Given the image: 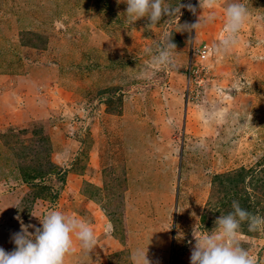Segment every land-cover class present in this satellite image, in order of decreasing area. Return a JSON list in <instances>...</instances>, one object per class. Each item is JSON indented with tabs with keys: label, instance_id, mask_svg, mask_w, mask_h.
Here are the masks:
<instances>
[{
	"label": "rangeland",
	"instance_id": "374dc122",
	"mask_svg": "<svg viewBox=\"0 0 264 264\" xmlns=\"http://www.w3.org/2000/svg\"><path fill=\"white\" fill-rule=\"evenodd\" d=\"M179 2L196 13L147 29L124 0H0V248L55 210L96 239L65 264H190L233 200L264 216V0ZM233 2L249 15L219 54ZM165 33L176 66L156 69ZM239 231L264 264V231Z\"/></svg>",
	"mask_w": 264,
	"mask_h": 264
},
{
	"label": "clouds",
	"instance_id": "9594fccd",
	"mask_svg": "<svg viewBox=\"0 0 264 264\" xmlns=\"http://www.w3.org/2000/svg\"><path fill=\"white\" fill-rule=\"evenodd\" d=\"M120 0H118V3ZM126 4L125 16L130 21L147 20L146 28L150 29L160 24L170 23L176 18L179 23L181 8L186 7L193 14L196 8L188 3H178L175 7L168 5V0H124ZM219 0H198L199 8H214ZM225 23L215 51L226 54L237 42V34L241 30L247 16L248 9L243 3H229L224 9ZM209 20L214 16H209ZM201 20L191 26L180 25L182 31H191L200 26ZM171 34L165 33L163 43L155 52L148 49L151 65L156 69L175 68V44L171 43ZM200 147H204L201 143ZM232 210L220 215L215 221L211 232L205 231L193 236L195 245L191 250L190 264H257L256 258L249 250L241 246L238 237L242 223H247L250 232L264 231V216L253 214L240 206L239 201L233 200ZM19 219V218H17ZM40 220V219H39ZM41 228L35 229L34 234L21 222V230L11 237L15 248L6 252L0 248V264H65V257L73 248V237L86 252H91L96 245L92 228L82 219L66 216L60 211H50L42 220ZM132 264H151L147 258V250L136 249L131 255Z\"/></svg>",
	"mask_w": 264,
	"mask_h": 264
}]
</instances>
